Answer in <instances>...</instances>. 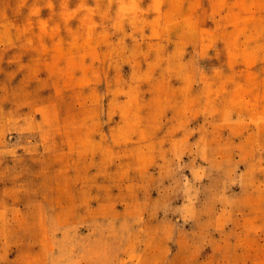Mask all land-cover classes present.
<instances>
[{"label":"rangeland","instance_id":"rangeland-1","mask_svg":"<svg viewBox=\"0 0 264 264\" xmlns=\"http://www.w3.org/2000/svg\"><path fill=\"white\" fill-rule=\"evenodd\" d=\"M0 264H264V0H0Z\"/></svg>","mask_w":264,"mask_h":264}]
</instances>
